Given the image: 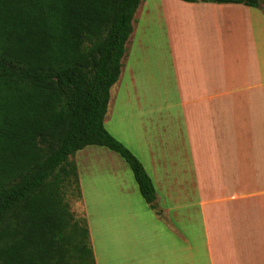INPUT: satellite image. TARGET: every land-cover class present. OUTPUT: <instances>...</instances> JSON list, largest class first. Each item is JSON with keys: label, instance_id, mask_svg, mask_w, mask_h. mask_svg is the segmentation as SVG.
Listing matches in <instances>:
<instances>
[{"label": "crops", "instance_id": "obj_1", "mask_svg": "<svg viewBox=\"0 0 264 264\" xmlns=\"http://www.w3.org/2000/svg\"><path fill=\"white\" fill-rule=\"evenodd\" d=\"M146 24L164 39L158 91L154 72L145 87L128 65ZM128 48L115 84L116 134L108 111L104 127L140 161L155 200L145 202L114 152L74 157L93 179L100 172L98 201L79 183L77 214L95 264H264L262 7L141 0Z\"/></svg>", "mask_w": 264, "mask_h": 264}, {"label": "trees", "instance_id": "obj_2", "mask_svg": "<svg viewBox=\"0 0 264 264\" xmlns=\"http://www.w3.org/2000/svg\"><path fill=\"white\" fill-rule=\"evenodd\" d=\"M262 7L264 0H182ZM141 0H0V264H95L77 152L101 147L140 161L104 127Z\"/></svg>", "mask_w": 264, "mask_h": 264}, {"label": "rangeland", "instance_id": "obj_3", "mask_svg": "<svg viewBox=\"0 0 264 264\" xmlns=\"http://www.w3.org/2000/svg\"><path fill=\"white\" fill-rule=\"evenodd\" d=\"M142 24H144V20L141 21L140 29L138 30L139 34L142 31ZM144 31L140 35V42H135L134 47L132 49L130 60H129V67L133 68V74L136 80L139 81V78L142 76L144 78V86L146 87L148 85L147 82V74L148 72H154V78L150 81L153 82L154 89L158 91L163 85V67H164V58L162 53V47L164 45V39L163 37L157 33V30L151 32L148 29V24L145 25ZM139 37V36H138ZM131 45V43H129ZM128 48L126 50V53L129 52ZM141 79V78H140ZM115 91H116V85H114L110 90L111 95V103L108 108V119L109 123L107 125V129L116 134L114 131V124L116 120V106L114 105V97H115ZM122 138V137H121ZM93 148L98 147H87L84 151H79L76 156H74L76 159L79 157H83V154L88 151H90ZM90 149V150H89ZM100 149V148H99ZM103 149V148H102ZM78 157V158H77ZM76 165L78 162H75ZM81 164L77 165L78 168V176H79V183L81 184L82 190L85 191V193H89L90 197H96L98 201V193L100 188V172L96 171L95 176L93 179V175L89 174L88 171L84 170L85 166H83L82 161H80ZM87 169V168H86ZM66 200L70 204L71 210L75 211L76 216L80 210H82V201L77 203V200L71 196L66 195ZM84 217V216H83Z\"/></svg>", "mask_w": 264, "mask_h": 264}]
</instances>
